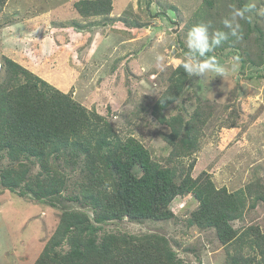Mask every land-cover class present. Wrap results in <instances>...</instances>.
<instances>
[{
  "label": "rangeland",
  "instance_id": "1",
  "mask_svg": "<svg viewBox=\"0 0 264 264\" xmlns=\"http://www.w3.org/2000/svg\"><path fill=\"white\" fill-rule=\"evenodd\" d=\"M250 3L264 8V0H6L0 4V82L10 58L102 114L121 138L139 140L161 165L182 173L192 164L193 177L207 172L228 191L252 185L255 196L264 188V16L256 9L246 12L239 39L222 24L233 7L244 9ZM199 23L210 25V37L217 30L228 33L204 57L187 46L188 32ZM158 55L165 57L162 66ZM207 58L227 74L186 77L164 112L193 121L197 141L190 154L182 152L185 143L174 152L165 139L170 128L158 121L154 107L185 61ZM185 133L184 127L187 139ZM50 160L66 177L62 195L38 199L0 183V264L34 263L65 210L87 212L94 220L95 211L82 201L86 190L80 165L63 156ZM9 163L6 155L0 156V167ZM29 164L33 175L41 170L35 158ZM134 172L142 173L139 167ZM198 207L193 194H181L170 204V218L125 217L97 224L101 234L163 235L187 264H227L228 247L216 229L189 224ZM249 225L264 231V202L255 197L233 222L237 229Z\"/></svg>",
  "mask_w": 264,
  "mask_h": 264
},
{
  "label": "trees",
  "instance_id": "2",
  "mask_svg": "<svg viewBox=\"0 0 264 264\" xmlns=\"http://www.w3.org/2000/svg\"><path fill=\"white\" fill-rule=\"evenodd\" d=\"M4 63L0 152L5 154L0 156L6 155L10 163L0 167V183L38 199L62 195L66 177L53 169L50 157L63 156L70 164L80 165L86 190L82 201L95 211L94 220L84 211H63L55 233L31 264H187L163 235L101 234L97 224L125 217L134 221L170 218V204L181 194H193L198 200L189 224L216 229L228 247L227 264H264V231L254 225L233 226L250 198L264 202V188L255 196H251L252 185L228 191L217 187L207 172L193 177L192 164L182 173L174 166H163L139 140L121 138L99 112L89 110L18 62L6 57ZM187 76L182 67L172 74L170 91L162 94L153 112L170 128L165 139L174 152L185 143L182 152L190 154L197 141L194 122L185 123L182 115L164 112L176 101ZM184 127L187 139L182 135ZM34 158L41 169L36 175L29 164ZM135 167L141 169L140 175Z\"/></svg>",
  "mask_w": 264,
  "mask_h": 264
},
{
  "label": "clouds",
  "instance_id": "3",
  "mask_svg": "<svg viewBox=\"0 0 264 264\" xmlns=\"http://www.w3.org/2000/svg\"><path fill=\"white\" fill-rule=\"evenodd\" d=\"M253 9L257 10L259 16H264V8L257 9L255 3H250L246 8H236L233 7L230 12V19L224 18L222 24L225 28L229 29L232 36L240 38L241 24L240 21L246 19V12ZM209 24L199 23L194 25L187 36V46L189 49L196 51L198 50L199 55L204 57L207 52H209L213 45H218L222 40L227 38L228 33L217 30L210 37L209 34ZM165 57L158 55L156 57L157 64L162 66ZM182 68L189 76L192 75H204L207 76L208 73H215L216 76L225 77L226 69L223 66H220L214 58H207L200 62L194 61H185L182 65ZM236 65L232 66V70H235Z\"/></svg>",
  "mask_w": 264,
  "mask_h": 264
}]
</instances>
